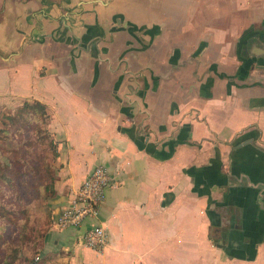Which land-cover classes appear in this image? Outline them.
Instances as JSON below:
<instances>
[{
  "label": "crops",
  "instance_id": "0c3cea01",
  "mask_svg": "<svg viewBox=\"0 0 264 264\" xmlns=\"http://www.w3.org/2000/svg\"><path fill=\"white\" fill-rule=\"evenodd\" d=\"M262 3L0 0V115L43 103L59 151L37 264H264ZM97 165L98 214L59 227Z\"/></svg>",
  "mask_w": 264,
  "mask_h": 264
},
{
  "label": "rangeland",
  "instance_id": "374dc122",
  "mask_svg": "<svg viewBox=\"0 0 264 264\" xmlns=\"http://www.w3.org/2000/svg\"><path fill=\"white\" fill-rule=\"evenodd\" d=\"M247 6L245 18L255 11ZM17 113L0 115V264L6 258L12 264H37L51 222V199L57 193L59 151L56 155L58 144L48 123L8 118ZM49 178L53 194L43 189Z\"/></svg>",
  "mask_w": 264,
  "mask_h": 264
},
{
  "label": "built area",
  "instance_id": "2783aa9c",
  "mask_svg": "<svg viewBox=\"0 0 264 264\" xmlns=\"http://www.w3.org/2000/svg\"><path fill=\"white\" fill-rule=\"evenodd\" d=\"M111 184L108 168L105 165L94 167L74 193L71 206L59 212L55 223L62 228L78 226L88 217L96 216ZM83 240L87 247L100 250L108 244L109 234L102 224H96L85 231Z\"/></svg>",
  "mask_w": 264,
  "mask_h": 264
},
{
  "label": "trees",
  "instance_id": "16d2710c",
  "mask_svg": "<svg viewBox=\"0 0 264 264\" xmlns=\"http://www.w3.org/2000/svg\"><path fill=\"white\" fill-rule=\"evenodd\" d=\"M9 119L16 120V121H26L28 123L32 122H40L42 124L48 123L49 114L46 110V106L39 102V101H33V102H25L24 105L18 109V113L14 116L8 117ZM4 132L9 133L8 130L3 129ZM37 132V129H36ZM56 149V147H55ZM58 155V150L57 154ZM11 181V179H9ZM45 192H50L53 194L54 192V183L51 178H49L48 181H46L44 187ZM50 194V196H52ZM2 264H12V260L10 258H6V260Z\"/></svg>",
  "mask_w": 264,
  "mask_h": 264
},
{
  "label": "flooded vegetation",
  "instance_id": "af4514ba",
  "mask_svg": "<svg viewBox=\"0 0 264 264\" xmlns=\"http://www.w3.org/2000/svg\"><path fill=\"white\" fill-rule=\"evenodd\" d=\"M253 34H251L252 36ZM255 35V34H254ZM262 37V35H260ZM258 37V36H257ZM260 38V37H258ZM257 38V39H258ZM258 40H261V42H264V37L263 39L260 38ZM243 41H241L242 43ZM239 45V53L240 56L239 58L242 61V65L245 68V66H255L256 63H261V61H264V48H258V49H253L252 47L249 49V46L247 43L243 42V44ZM253 46V42L250 43ZM257 48V47H256Z\"/></svg>",
  "mask_w": 264,
  "mask_h": 264
}]
</instances>
